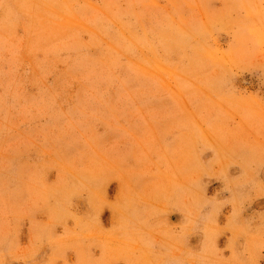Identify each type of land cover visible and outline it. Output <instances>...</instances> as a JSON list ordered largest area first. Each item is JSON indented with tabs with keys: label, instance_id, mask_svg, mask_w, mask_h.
Segmentation results:
<instances>
[{
	"label": "rangeland",
	"instance_id": "rangeland-1",
	"mask_svg": "<svg viewBox=\"0 0 264 264\" xmlns=\"http://www.w3.org/2000/svg\"><path fill=\"white\" fill-rule=\"evenodd\" d=\"M0 264H264V0H0Z\"/></svg>",
	"mask_w": 264,
	"mask_h": 264
}]
</instances>
